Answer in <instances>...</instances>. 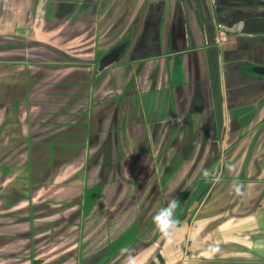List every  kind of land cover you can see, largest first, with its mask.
I'll return each mask as SVG.
<instances>
[{
	"label": "crops",
	"instance_id": "1",
	"mask_svg": "<svg viewBox=\"0 0 264 264\" xmlns=\"http://www.w3.org/2000/svg\"><path fill=\"white\" fill-rule=\"evenodd\" d=\"M78 1L0 0V45H4L0 51L6 52L0 53V111H6V127L15 124V111L22 110L25 121L17 124L41 129L31 140L33 157L43 152L49 159L79 158L82 162L103 142H126L117 153L126 158L142 142L158 150L153 155L164 151L158 148L161 143L187 146L193 142L194 151H184L192 152L190 158L171 180L153 188L162 204L179 185L186 167L190 174L204 177L192 189V201L173 238L165 239L153 227L105 264H264V75L254 71L264 66V33L236 30L244 13L264 16V0H141L135 10L133 5L128 9L139 15L133 33H122L121 41L104 53L124 43L122 56L104 69L99 64L96 74L92 61L98 64L104 54L95 59L99 33L93 39L91 31L100 25L101 36L112 27L103 21L104 0L88 1L86 10L79 8ZM120 3L118 13L123 14L128 4L119 0L117 7ZM98 6H102L100 12ZM81 11L85 14L78 17ZM219 24L226 27V41L219 36ZM77 25L90 28L67 35L63 46L78 44L79 49L89 51L90 61L79 63L81 70L71 72L65 86L57 85V77L43 82L41 68H59L60 62L42 55L38 45L55 36L63 38L64 29ZM20 47L23 52L15 53ZM80 82L88 86L78 98L79 91L73 90ZM175 150H166V162ZM127 162L118 167L130 179ZM131 162L136 170L134 181H140V164ZM77 166L78 161H72L65 175ZM206 172L212 175L209 180ZM25 173L29 193L30 166ZM237 184L242 185L244 195L234 193ZM185 185L191 190L190 181ZM150 214L146 221L153 223L154 214ZM138 216L133 215V221L146 222ZM20 221L25 229L19 236L36 238L39 231L30 232L31 219L24 216ZM8 225L5 232L14 235ZM39 234L43 238L47 233ZM31 248L24 247L29 252ZM0 264H4L1 259Z\"/></svg>",
	"mask_w": 264,
	"mask_h": 264
},
{
	"label": "rangeland",
	"instance_id": "2",
	"mask_svg": "<svg viewBox=\"0 0 264 264\" xmlns=\"http://www.w3.org/2000/svg\"><path fill=\"white\" fill-rule=\"evenodd\" d=\"M88 1L90 0H79L78 2L81 3L78 4L81 5L79 8L86 10ZM118 1L104 0L103 8L107 9V14L104 15L103 21L110 24L109 27L112 28L106 31L105 25L106 32L101 36L100 25H97L99 31L94 27L91 31L92 37H90L93 39L99 33L95 59L100 58L108 49L121 41L122 33L123 35L125 33L132 34L138 23L139 15L132 11L128 12V9L133 5L135 10L141 4V0H126L128 6L125 7L123 14L118 13L121 8V3L117 7ZM101 7L98 6L96 11L100 12ZM83 14H85L84 11L78 12V17ZM248 16L251 15L244 13L243 18ZM89 28L86 29V25H77L71 29H64L62 31L63 38L55 36L44 45L42 43L38 45L42 55L50 57L55 62H60L59 68H47L48 66L41 68L39 75L43 76V82L50 83L51 78L57 77V85L65 86L66 77L70 76L71 72L81 70L77 69V65L90 61L91 56L86 54L89 51L82 50L83 47L79 49L78 44L63 46L67 35L82 34ZM51 43L57 44V47L50 45ZM0 47H4V45H0ZM12 47H19V45L14 44ZM15 49V53L23 52L21 47ZM54 49H56L55 53ZM60 49L62 50L58 51ZM5 53L3 52L1 55H5ZM17 56L20 55L15 57ZM92 64H95L93 67L96 71L100 61L97 64V60H94ZM96 73L98 71L94 74ZM85 75L89 76V73ZM87 86L80 82L74 88L73 91H79V94H76L78 98L81 97L82 92L87 90ZM93 101H96L95 95H93ZM23 115L24 111L16 110L15 124L6 127V111H0V123L5 122V125L0 124V259L4 264H73L74 262L76 264H105L107 261L111 262L122 251L128 249V246L141 240L151 228L155 227L154 223L146 221L150 217V213L155 216L161 208L167 207L170 200H177L180 197L177 200L179 207L175 212L179 223V220L187 213V203L192 201L194 193L192 189L198 180L202 181L204 178L190 174L192 172L186 167L184 176L177 182L179 185L173 186L174 190L163 199L164 203L161 204L159 195L154 194L153 188L158 183L162 185L167 180H171V175L179 170V166L184 161L190 158L192 152L188 155L184 151H194L193 142H188L187 146L181 142L161 143L158 148L164 149V151H159L156 155L153 153L158 150L153 145L148 142L138 143V147L142 144L143 146L134 149L136 152L131 158L117 154L127 144L119 141L118 143H101L93 156L88 160L84 158V162L79 158L49 159L43 156V152L33 157L31 154L35 151L30 150V144L33 143L34 133L40 132L41 129H36L31 125L23 127L22 124H17L21 120L25 121ZM137 132L144 133L139 129ZM97 138L98 136L94 142H97ZM114 138L119 137L114 134ZM121 144L122 146L119 148ZM175 147L179 152L177 155ZM36 148L37 151L38 147ZM168 148L175 150V155L169 159V162H166L165 152ZM43 150L45 153L47 152L46 149ZM114 151L115 159H113ZM128 160L139 162L142 171L140 181L139 178L134 181L136 170L132 167L131 161L127 162ZM72 161H78V166L70 174L65 175ZM126 162L129 166L127 177L129 176L130 179L123 177L124 174L119 171L118 167L120 163ZM166 165L168 166L166 167ZM29 166L31 169L30 188L27 193L25 171ZM31 167L34 168L35 174ZM11 168H13V173L8 174V179H6ZM95 169H99V171ZM60 172L64 174L58 177ZM211 176V174H207L206 177L209 180ZM187 181L191 182V190L185 188ZM71 184L76 189H70ZM124 187L126 188L124 189ZM137 214L138 218L143 217L146 222L133 221L132 216ZM24 216L31 219L30 232L39 231L34 239L19 236L25 229L20 221ZM7 222H9L8 229L15 231L14 235L5 232ZM40 232L47 234L42 238L43 234H39ZM42 241L43 243L40 244ZM34 243H39L37 248ZM25 246L32 247L30 252L25 251ZM73 246L74 248L70 252L62 253L64 249ZM116 263L117 261H114L112 264Z\"/></svg>",
	"mask_w": 264,
	"mask_h": 264
},
{
	"label": "water",
	"instance_id": "3",
	"mask_svg": "<svg viewBox=\"0 0 264 264\" xmlns=\"http://www.w3.org/2000/svg\"><path fill=\"white\" fill-rule=\"evenodd\" d=\"M242 33H264V16H250L243 19L236 28ZM126 44L122 43L115 46L108 53L101 57L100 68L104 69L106 66L119 60L124 52ZM254 71L264 75V66L254 67Z\"/></svg>",
	"mask_w": 264,
	"mask_h": 264
},
{
	"label": "clouds",
	"instance_id": "4",
	"mask_svg": "<svg viewBox=\"0 0 264 264\" xmlns=\"http://www.w3.org/2000/svg\"><path fill=\"white\" fill-rule=\"evenodd\" d=\"M207 176V172L205 173ZM233 191L237 196L244 195L242 185H234ZM179 207L178 202L173 199L168 202L167 207L161 208L153 217V223L165 239L171 240L176 232L178 220L176 219L175 212Z\"/></svg>",
	"mask_w": 264,
	"mask_h": 264
},
{
	"label": "built area",
	"instance_id": "5",
	"mask_svg": "<svg viewBox=\"0 0 264 264\" xmlns=\"http://www.w3.org/2000/svg\"><path fill=\"white\" fill-rule=\"evenodd\" d=\"M218 28H219V36L221 37V40L222 41H226L227 40V35H228V32L226 30V27L222 24H219L218 25Z\"/></svg>",
	"mask_w": 264,
	"mask_h": 264
}]
</instances>
